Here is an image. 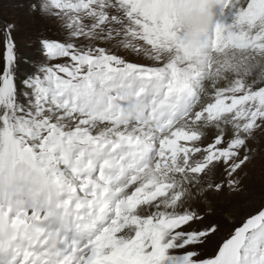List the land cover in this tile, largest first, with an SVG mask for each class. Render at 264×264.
Listing matches in <instances>:
<instances>
[{
	"label": "snow or ice",
	"instance_id": "obj_1",
	"mask_svg": "<svg viewBox=\"0 0 264 264\" xmlns=\"http://www.w3.org/2000/svg\"><path fill=\"white\" fill-rule=\"evenodd\" d=\"M189 2L0 11V264H264V199L214 245L209 199L261 155L264 0H202L216 19L196 51Z\"/></svg>",
	"mask_w": 264,
	"mask_h": 264
},
{
	"label": "rangeland",
	"instance_id": "obj_2",
	"mask_svg": "<svg viewBox=\"0 0 264 264\" xmlns=\"http://www.w3.org/2000/svg\"><path fill=\"white\" fill-rule=\"evenodd\" d=\"M7 4L8 0H0V11H15V9H9ZM35 25L37 27L42 26L39 21H36ZM25 31L26 29L22 24L20 31L16 33L17 44L22 53L25 51ZM2 40L3 37L0 35V53L3 52ZM113 50L131 62L149 63L144 57L137 56L130 51ZM253 144L261 152V155L245 170L247 175L244 176L242 190L236 193L226 191L220 195L209 197L214 210L210 219L217 221L221 226L220 232L212 239V245L223 238L231 230L234 223L238 224L261 199H264V136L258 134Z\"/></svg>",
	"mask_w": 264,
	"mask_h": 264
},
{
	"label": "clouds",
	"instance_id": "obj_3",
	"mask_svg": "<svg viewBox=\"0 0 264 264\" xmlns=\"http://www.w3.org/2000/svg\"><path fill=\"white\" fill-rule=\"evenodd\" d=\"M215 19V13L204 6L202 0H190L177 16L184 46L191 51L198 50L205 34L214 27ZM251 66L253 74H258L264 70V59L251 61Z\"/></svg>",
	"mask_w": 264,
	"mask_h": 264
}]
</instances>
